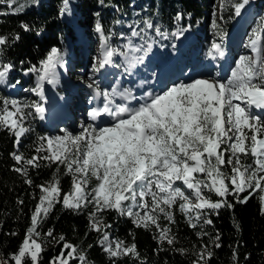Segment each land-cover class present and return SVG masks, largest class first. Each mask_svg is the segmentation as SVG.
Wrapping results in <instances>:
<instances>
[{"label": "snow or ice", "instance_id": "obj_1", "mask_svg": "<svg viewBox=\"0 0 264 264\" xmlns=\"http://www.w3.org/2000/svg\"><path fill=\"white\" fill-rule=\"evenodd\" d=\"M249 4L250 0H219V12L230 10L229 19H236ZM0 5L8 9L0 12V16L20 14L26 7L18 0H0ZM59 11L62 15L70 14V0H62ZM94 15L99 54L93 58V74L114 65L117 56L123 58L125 71L135 69L152 52L155 37L179 38L189 30L187 26H179L183 19L179 12L174 17L177 27L171 33L146 18L142 27L140 21L135 26L129 25L130 34H120L126 43L113 47L112 33L106 34L100 13ZM223 19L214 8L210 26L213 39L207 51V57L214 61L226 57L223 41L227 33L218 23ZM20 27L25 32L32 30L24 22ZM153 31L155 36L150 34ZM20 38L19 34L11 38L0 35V54L10 46V39ZM245 48L251 54L236 58L225 75L219 69L214 75L182 71L183 79L170 81L159 92L149 88L140 96L117 86L111 91H102L90 76L92 83L86 86L93 95L89 103L102 100V106L92 107L87 113L91 123L81 122L76 134L62 128L61 135L39 136L36 154L30 157L21 152L10 154L16 162L13 170L25 177L24 182L29 186L33 185L29 168L54 165L57 171L52 180L35 185L40 195L25 238L8 259L0 257V264H9V261L41 264L44 248L38 227L56 204L73 212L91 206L89 230L100 234L99 243L113 264L123 257L138 259L139 252L134 243L110 240L107 229L111 226L103 220L107 211L128 217L137 228L154 229L157 235L153 238L158 244L166 243L170 247L176 243V236L168 225L175 223L176 210L183 214L190 228L200 229L197 237L208 235L203 229L205 225H213L211 216H218L221 209L245 204L253 197L258 198L264 215V116L259 114L264 112V17L251 28ZM64 55L59 48L52 47L39 66L32 65L25 70V75L35 77V86L25 91L32 92L39 101L0 96V130L14 137L17 148L22 138L32 131L26 122L45 119V85L55 88L59 84L58 69L65 68ZM12 69L11 63H0V84L5 83ZM145 83L151 82L142 81L139 87ZM61 166L63 175L71 177L70 191L63 192L62 198ZM161 219L167 224L162 226ZM44 236L53 237V230L49 229ZM220 239L217 233L212 240L215 248L221 247ZM56 243L63 246L49 264H71L72 261L88 264L84 252L78 251L63 235ZM173 250L187 254L184 248ZM193 254L196 258L192 264H210L214 252L202 244ZM233 259L235 262V251Z\"/></svg>", "mask_w": 264, "mask_h": 264}, {"label": "trees", "instance_id": "obj_2", "mask_svg": "<svg viewBox=\"0 0 264 264\" xmlns=\"http://www.w3.org/2000/svg\"><path fill=\"white\" fill-rule=\"evenodd\" d=\"M261 3L262 17H264V0H254ZM26 5L25 10L16 15L0 16V35L10 38L16 34L21 37L18 41L9 40L10 46L0 54V63H11L13 69L8 76L9 84H16L20 76L32 65L39 66V61L45 58L52 47H61V42L66 38H74L70 26L65 25L60 19L62 0H18ZM217 0H75L74 23L87 37L96 35L94 24L100 13L103 26L112 33L110 44L117 47L116 38L121 33L130 34L129 25L135 26L140 21L143 26L144 19H151L159 24L162 30L169 33L175 27L174 17L179 12L183 16L203 18L208 8ZM6 5H0V12H7ZM223 15V21H218L226 33L229 29V16L231 11L219 12ZM119 20L120 23H115ZM21 22L27 23L31 31L21 29ZM182 22V21H181ZM186 26V25H183ZM38 33V34H37ZM116 33V34H115ZM227 35L224 38L226 40ZM223 41V42H224ZM23 61V63H21ZM0 96L15 98L27 102L36 101L35 98L24 99L19 95H9L7 88L0 89ZM263 116V115H261ZM32 131L27 133L17 148L14 137L6 130H0V257L8 259L17 251L18 246L25 238L27 228L31 223V214L38 202L40 189L35 185L43 184L53 179V173L57 171L54 165L42 166L39 169L29 168V176L33 185L25 184V177L13 170L16 162L10 155L13 152L24 153L30 157L35 153L37 138L48 135L38 122L37 118L26 122ZM251 162V160L247 161ZM60 184L63 192L70 191L71 177L63 175V166L59 171ZM212 198L216 199L212 194ZM231 199V198H229ZM22 200L23 204L18 201ZM258 198L253 197L245 204H236L233 209H221L218 216H211L213 225L204 226L207 236L197 237L200 229H192L188 226L183 214L175 211V223L168 225L176 236V243L168 246L166 243L158 244L153 237L157 235L155 230L137 228L126 216H120L115 211H107L103 214V220L111 227L107 229L111 240L120 239L126 244H135L139 252V258L123 257L116 264H192L196 258L193 254L199 251L202 244L214 252L210 264H264V215L260 211ZM91 206L78 212L65 209L62 204H56L49 216L38 227L41 233L40 242L44 248L41 254V264H49V260L59 254L62 243L58 244L60 235L66 241L84 252L88 264H113L112 260L103 251L99 243L100 234L89 230V213ZM162 226L167 222L161 219ZM237 225L239 226L237 228ZM49 229L53 230V237H46ZM16 233V235H12ZM220 234V248H215L212 240ZM91 245L89 248L88 246ZM174 248L187 249L186 255L174 251ZM162 249V250H161ZM65 250V255L67 254ZM233 251L236 252L234 262ZM9 264H12L9 261ZM71 264H79L72 261Z\"/></svg>", "mask_w": 264, "mask_h": 264}, {"label": "rangeland", "instance_id": "obj_3", "mask_svg": "<svg viewBox=\"0 0 264 264\" xmlns=\"http://www.w3.org/2000/svg\"><path fill=\"white\" fill-rule=\"evenodd\" d=\"M217 1L218 2H214L211 5V7L208 8L207 12L205 13V18H206L205 20H207L205 29L207 30L208 34H210L212 32L210 26H211V22L213 19L214 8L217 10V14L219 16V0H217ZM74 4H75V0H70L71 13L67 14V15L60 14V19H61L62 23L70 26L72 33L75 36V42H73V40L71 38H66L63 42H61V44H60L61 47L59 49L61 51H63L64 54H66V52H70L69 53V59L67 58V60H66V64L68 63L69 66L71 63H75V61H76V52L77 51H75V48L77 45L79 46V47L77 46V48H79L80 57H78L76 67H74V69L69 72V73H71L70 76L65 72L64 69L59 71V74L61 76L60 84H58V86L56 88H53L50 90L51 97L54 100L56 99L55 104H58L60 102V97L56 91H58V88L64 89V87L62 85V81H63V79L67 78V76L70 78V81H69L70 87L80 86V85H82L83 87H87L86 86L87 84L92 83V80L89 79V77L90 76L94 77L96 74V73L93 74L91 69H92L93 58H94L92 54L96 53V51L99 49L98 41L96 42L94 40V37L87 38V40H86L87 45H86V48L84 50L85 51V55H84L85 56V58H84L85 63H84V61H83L84 59L81 56L82 50H81L80 44L82 43V41L84 42V39L86 37L84 36L82 30L80 28H78V26H76V24L74 23V15H73L75 12L74 11L75 10ZM261 6H262V4L260 2L256 4L254 0H250V4L247 6V10L240 17H237L236 19H232L231 21H229L230 23H229V31H228V37H227L229 39V41H228V44L224 46V48L225 49L228 47L232 48V52L234 55H233V57H231V59L233 60V63H234L235 59L238 58L241 54H246V55L251 54L250 51L245 48L246 38H247L251 28L253 26H255L257 21L262 17V9L260 8ZM96 35L98 36L97 33H96ZM233 36H234V39H233ZM233 42L235 43L234 47L231 46L233 44ZM94 56H95V54H94ZM232 66H234V65H232ZM20 79H22V81L24 83L12 86L9 89V93L12 94L15 90L16 91L18 90L19 96H21L22 98L24 97V99L28 96L30 99L35 97L37 100H39V98L37 96H35L32 92L25 91V89H30V88H33L35 86V77L30 75V74L25 75V73H24L23 76L20 77ZM92 79H94V78H92ZM94 80H96V82L99 84V86L102 85V82H104L103 80L102 81H99L98 79H94ZM1 85L2 84H0V86ZM47 87H48L47 88V90H48L52 86L47 85ZM69 88H67V91ZM88 94H91V92L86 91L85 94L83 95V98L86 99V101H87L86 108H88L90 106L89 100H90L91 96H87ZM68 95L70 97L71 93L69 92ZM46 101H47V99L43 103L45 104ZM48 104H49V107H51L50 103L47 101L46 105H48ZM75 105H77V101L74 100V106ZM71 107H72V102H71ZM77 112H78V115H80V110L76 111V113ZM55 113H56V115L58 114V112H55ZM76 113H74L75 116H77ZM86 118L88 119V115H86ZM87 119L84 122L85 124L89 123ZM38 121L41 122V120L39 118H38ZM42 124L45 126L47 123H42ZM79 125H80V123L79 124L77 123L76 127L73 130L69 129V131L72 132L73 134L78 133L80 131ZM62 128H64V127L57 126L56 128L50 129L47 136L61 135L62 133L60 132V129H62ZM64 129H67V128H64ZM177 183H178V185L180 184L179 182H177ZM182 188H183V186H182Z\"/></svg>", "mask_w": 264, "mask_h": 264}, {"label": "bare ground", "instance_id": "obj_4", "mask_svg": "<svg viewBox=\"0 0 264 264\" xmlns=\"http://www.w3.org/2000/svg\"><path fill=\"white\" fill-rule=\"evenodd\" d=\"M187 26V25H186ZM99 42V41H98ZM69 53L70 52H66V54L64 55V60H65V67H68L67 65H68V63L66 64V60H67V58L69 59ZM114 65H115V63H114ZM114 65H112V67L114 66ZM116 66H118V65H116ZM112 67H111V69H112ZM59 70L61 71L62 69H58V72H59ZM103 71H108L109 69L106 67L105 69H102ZM60 75V74H59ZM60 81H61V76H60ZM60 81H59V84H60ZM58 86V85H57ZM56 86V87H57ZM55 87V88H56ZM47 85H45V97H46V99H47V101L50 103V106L51 107H49V104L48 105H46V103H47V101H46V103L44 104V106H45V109H46V111L45 112H49V111H53L54 113L55 112H58V114L56 115L58 118L57 119H59L60 120V118L62 117L61 115L63 114V112H64V108H62V107H60L58 104H55L56 103V99L54 100L52 97H51V92H50V90L51 89H53V87H51L50 89H48L47 90ZM45 99V100H46ZM70 99L71 100H69V102L71 103L72 102V99H73V97H72V94H71V96H70ZM81 105H86V101L84 100L83 101V103H80ZM80 106V105H79ZM70 107H71V104H70ZM73 107V106H72ZM55 108V109H54ZM74 108V107H73ZM72 108V109H73ZM77 109H79V107H77ZM73 112H74V110H73ZM111 238V237H110Z\"/></svg>", "mask_w": 264, "mask_h": 264}]
</instances>
